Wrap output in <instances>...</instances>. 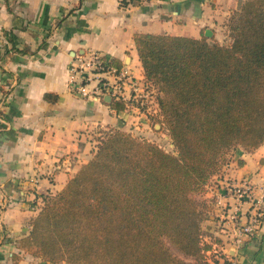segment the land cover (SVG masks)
<instances>
[{"label": "trees", "instance_id": "16d2710c", "mask_svg": "<svg viewBox=\"0 0 264 264\" xmlns=\"http://www.w3.org/2000/svg\"><path fill=\"white\" fill-rule=\"evenodd\" d=\"M227 33L228 44L134 37L175 151L100 132L92 160L60 193L43 196L21 250L48 264H207L211 205L199 196L232 152L264 145V0L240 4Z\"/></svg>", "mask_w": 264, "mask_h": 264}, {"label": "crops", "instance_id": "0c3cea01", "mask_svg": "<svg viewBox=\"0 0 264 264\" xmlns=\"http://www.w3.org/2000/svg\"><path fill=\"white\" fill-rule=\"evenodd\" d=\"M245 1L0 0V264H48L21 250L20 241L29 236L43 196L60 193L92 160L96 132L144 137L149 118H161L158 101L142 115L75 95L69 85L73 58L101 52L145 79L137 34L228 44L227 23ZM227 183H249L264 195V145L230 154L205 191L211 208L203 224L210 247L227 248L237 264H264V229L240 248L234 244L236 202L223 190ZM217 194L226 196L224 207L214 204Z\"/></svg>", "mask_w": 264, "mask_h": 264}, {"label": "built area", "instance_id": "2783aa9c", "mask_svg": "<svg viewBox=\"0 0 264 264\" xmlns=\"http://www.w3.org/2000/svg\"><path fill=\"white\" fill-rule=\"evenodd\" d=\"M141 1L163 4L167 0ZM69 85L71 91L83 99L104 103L105 98H111L112 103L124 104L126 111L142 115L149 113L151 107L153 112L157 103V92L146 78H138L127 67H116L112 59L101 52L83 53L73 58L69 67ZM223 190L236 202L232 216L234 244L240 248L246 239L254 238L264 229V195L257 196L249 183H227ZM225 199L223 194H217L213 201L215 205L224 207ZM245 206L248 207L244 212ZM205 256L207 264H237L229 250L217 243L211 244Z\"/></svg>", "mask_w": 264, "mask_h": 264}, {"label": "rangeland", "instance_id": "374dc122", "mask_svg": "<svg viewBox=\"0 0 264 264\" xmlns=\"http://www.w3.org/2000/svg\"><path fill=\"white\" fill-rule=\"evenodd\" d=\"M157 118L158 117H156L155 115H154V117L149 118L151 123H150L149 128L146 129L147 133H146V136L143 135L144 136L143 139H146V140H149L151 142H154V143L158 144L159 146H161L167 152L173 153L175 151L174 150L175 148H174L173 141L170 138L167 130L162 126V124L159 123V120ZM99 133L100 132H96L95 135L93 136V141L96 142V146L98 144V139L100 137ZM135 137H136V134H135ZM139 137H142V136H139ZM210 184H211V182H210ZM207 187H209V185ZM207 187H206L205 191L207 190ZM199 198L200 199H206L205 192L201 196H199ZM209 203H211V201H209ZM204 234L205 235L203 236L202 240L205 242V237L207 235V232L205 231ZM171 249H172V252L175 255H178L181 258H185L183 255L179 254L178 251H176L175 248L171 247ZM187 260L191 261V262H194V260H192V259H187Z\"/></svg>", "mask_w": 264, "mask_h": 264}, {"label": "water", "instance_id": "95a60500", "mask_svg": "<svg viewBox=\"0 0 264 264\" xmlns=\"http://www.w3.org/2000/svg\"><path fill=\"white\" fill-rule=\"evenodd\" d=\"M205 35H206V37H208V38H209V37H210V38L212 37V33H211L209 30L207 31V33H206ZM104 103L111 104V103H112V99H111V98H105V99H104Z\"/></svg>", "mask_w": 264, "mask_h": 264}]
</instances>
